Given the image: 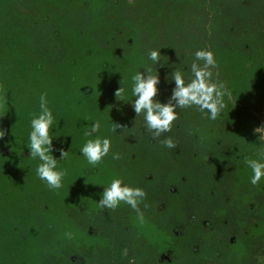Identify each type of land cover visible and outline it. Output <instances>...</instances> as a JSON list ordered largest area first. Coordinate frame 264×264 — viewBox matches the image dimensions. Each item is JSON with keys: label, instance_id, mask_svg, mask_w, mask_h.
<instances>
[{"label": "rangeland", "instance_id": "rangeland-1", "mask_svg": "<svg viewBox=\"0 0 264 264\" xmlns=\"http://www.w3.org/2000/svg\"><path fill=\"white\" fill-rule=\"evenodd\" d=\"M203 48L215 54L214 81L231 92L216 120L196 106L177 109L171 132L153 138L143 113L114 100L121 80L124 98L134 100L131 78L148 66L161 76L157 99L167 101V73L178 69L187 82ZM153 49H161L164 67L148 59ZM85 51L82 68H72L93 107L85 131L99 120L98 135L112 147L89 177L58 164L67 173L63 187L50 189L36 174L39 160L21 159L30 155L37 112L20 99L30 100L35 78L70 77L68 59ZM0 72L7 103L0 113V264H264V179L251 184L246 164L264 159L254 133L264 124V0H0ZM75 122L65 114L55 134L80 140ZM114 123L122 125L115 132ZM166 137L175 148L161 143ZM114 178L147 193L143 223L127 204L98 206L104 186L97 184ZM85 183L87 208L80 205Z\"/></svg>", "mask_w": 264, "mask_h": 264}, {"label": "clouds", "instance_id": "clouds-1", "mask_svg": "<svg viewBox=\"0 0 264 264\" xmlns=\"http://www.w3.org/2000/svg\"><path fill=\"white\" fill-rule=\"evenodd\" d=\"M161 57V49H153L148 53V59L153 64H158L159 68L165 66L164 63H161ZM194 57L195 59L191 64V76L187 82L184 73L178 69L173 68L171 72L167 73L168 82L173 85L167 101L157 99L161 76L153 75L148 66L143 67L144 71L140 69L131 78L134 100L128 101L124 98L126 89L122 80L121 86L115 90L114 96L118 101L131 102L133 111L137 116L143 113L145 129L151 131L153 138L171 132L173 122L177 119V109L196 106L200 111H206L209 119L216 120L222 115V110L225 107L224 97L231 98V92L222 83L214 81L213 69L217 66L214 52L207 48L198 49L195 51ZM39 109V113L31 119V131L28 134L26 146L30 149V157L38 159L40 162L36 166L37 176L46 182L50 189L58 190L63 187V179L67 174L66 170L58 167V162L67 158L68 150L61 149L59 158L54 154L53 140L59 136L54 131L56 117L49 107L47 93L41 94ZM118 126L122 127V125L114 123L111 130L117 131ZM100 130L101 122L99 120L92 122L84 133L86 137L92 138L87 139L80 149L88 164L93 167L99 165L109 155L112 147L110 137L99 135L93 137V134L99 133ZM254 133L258 134V140L264 143V124L256 127ZM5 134V130L0 129V139ZM161 143L170 149L176 147L171 137H166ZM112 158L119 159V153L113 152ZM246 164L252 172L250 183L259 184L264 179V159L246 158ZM86 183H89L88 180ZM97 185L104 186L98 200L100 208L112 210L122 203L127 204L137 212L138 222L143 223L144 215L139 206L145 201L147 193L142 187L125 183L121 178H114L108 184ZM65 236L71 239L73 233L66 232ZM124 254L127 255V250Z\"/></svg>", "mask_w": 264, "mask_h": 264}, {"label": "trees", "instance_id": "trees-1", "mask_svg": "<svg viewBox=\"0 0 264 264\" xmlns=\"http://www.w3.org/2000/svg\"><path fill=\"white\" fill-rule=\"evenodd\" d=\"M4 38L5 37H3V39ZM10 40H12V38ZM13 41L14 40H12L10 44ZM87 53L88 52L85 51L82 54V58L80 60H77L78 58H76L74 55L70 56V58L68 59L66 63L67 65L65 66L66 69L72 71V73L70 74V77L66 76V78L60 79L57 75H54L52 73V74L40 76L39 78H35V82H36L35 90H34V94L30 96L31 97L30 100H28L27 98L20 99L21 103H23V107L25 108L27 107L30 109L32 108V110L34 112H37L36 114H38L40 111L39 109L40 96L42 93H47L49 107L53 110L54 116L56 117V122H58V120L62 118L63 116H65V114L67 113H71L74 115L75 120H76L75 124L78 128H76L73 124L71 125L75 127L74 129L76 130L75 135H79L81 137L80 140H77L75 142H67V140L64 137L63 138L55 137L53 140V145L55 149L54 154L59 158L61 149L68 150L67 158L60 160L58 164H67L68 166L74 165L75 167H79L78 169L80 170L81 175L83 176L84 174L85 177L92 176L97 171L96 166L93 167L92 165L85 163L86 158L82 155L81 150H80L82 145L86 142V140L89 138H92V137H86L84 135L85 126H86V123H84L85 116H86V112H88V110L91 108V102L89 100L84 99V97H86V94L88 93L85 91L84 87L78 81L79 78L75 79V76H78V75L77 74L75 75L73 73L72 68H75L76 71H79L82 68V65L79 62L82 59L89 57L87 56ZM41 67H42V64H37L38 71H40ZM136 71L138 72L139 69H136ZM38 76L39 75L37 74V77ZM114 100H117V99L114 98ZM3 101L4 100H2L0 96V113L3 108H6V105H7V103ZM1 106H4V107H1ZM110 107L112 108V106H109V108ZM260 118H264V116H260ZM80 128H83V129H80ZM96 135H98V133H94L93 137H95ZM260 146H264V144L260 142ZM21 152L22 151H20V153ZM2 156L3 155H1V152H0V157ZM8 157L9 156H7L6 158ZM29 157L30 155H27V157H24V155L21 154V159L29 160L30 159ZM80 160H84V161L80 162ZM79 190L81 193L80 195H83L80 205L87 208L89 205V200H90V197L87 195V192L89 190L88 184L85 183L81 185L79 187ZM73 192L76 193L77 190L76 192L75 190ZM80 205H78V207H81ZM53 224L54 223H52V225H49V227H51L52 230H54L55 228L53 227ZM22 233L23 232L20 231L21 238L24 235Z\"/></svg>", "mask_w": 264, "mask_h": 264}, {"label": "flooded vegetation", "instance_id": "flooded-vegetation-1", "mask_svg": "<svg viewBox=\"0 0 264 264\" xmlns=\"http://www.w3.org/2000/svg\"><path fill=\"white\" fill-rule=\"evenodd\" d=\"M131 89H132V83L128 86L127 90H128V96H130L132 99H134V96L131 93ZM238 245H239V243H238ZM233 247H236V246H233Z\"/></svg>", "mask_w": 264, "mask_h": 264}]
</instances>
